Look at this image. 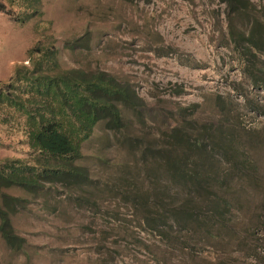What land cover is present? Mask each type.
<instances>
[{
    "label": "rangeland",
    "instance_id": "1",
    "mask_svg": "<svg viewBox=\"0 0 264 264\" xmlns=\"http://www.w3.org/2000/svg\"><path fill=\"white\" fill-rule=\"evenodd\" d=\"M2 1L11 12L9 19L0 11V60L6 67L16 58H26L23 63L30 66V48L54 46L62 68L104 70L132 82L153 116L159 110L184 108L189 120L208 117L215 122L222 119L223 111L214 108L209 97L214 96V102L218 96L226 108L229 104L228 125L235 128L243 153L252 157L264 177V149L250 146L264 138V91L253 87L243 74V60L229 38V9L222 0ZM250 1L255 5L253 15L264 22V0ZM248 26V19L234 22L235 29ZM86 32L88 36L76 41ZM158 118L141 133L133 121L127 134L138 136L149 129L152 139L159 138L156 126L164 117ZM95 135L84 144L82 160L89 174L99 180L98 189L87 192L95 207L78 199L79 190L68 194L60 183L36 198L18 189H4L27 197L29 203L26 211L12 217L24 245L13 250L0 236V264H211L223 255L240 264L242 247L228 239L209 240L194 233L192 224L185 229L171 219V237L165 238L147 227L129 203L99 191L105 181L117 178L118 171L86 156L121 161L117 148L123 135L101 126ZM29 151L18 119L0 122V159H30ZM162 176L159 179L165 186ZM169 190L171 200L183 202L182 193L175 187ZM249 192L246 198L256 213L262 200ZM242 209L233 207L230 218L235 224L249 221ZM261 243L264 239L253 243L258 248L251 262L256 264H264Z\"/></svg>",
    "mask_w": 264,
    "mask_h": 264
},
{
    "label": "trees",
    "instance_id": "2",
    "mask_svg": "<svg viewBox=\"0 0 264 264\" xmlns=\"http://www.w3.org/2000/svg\"><path fill=\"white\" fill-rule=\"evenodd\" d=\"M222 1L229 9V38L243 60V74L253 87L264 91V22L253 15L252 1ZM0 11L11 17L1 0ZM242 19H248V29H235L234 22ZM28 52L30 66L17 64L0 86V122L18 119L31 155L30 159H0V236L9 248L18 250L24 245L12 217L26 211L29 200L4 189H18L36 198L60 183L68 194L79 190L78 199L95 207L88 193L98 189L99 180L89 174L82 160L84 144L98 137L95 132L101 126L104 131L122 133L117 150L123 159L111 163L101 155L86 156L118 171L117 178L105 181L99 191L129 203L147 227L165 238L171 237L170 219L185 229L192 224L194 233L204 238H226L242 247L240 264H256L251 262L258 248L253 243L264 239V177L252 157L243 153L235 128L228 125L229 104L226 108L220 97L213 102L214 96L209 95L213 107L223 111L222 119L215 122L208 117L189 120L184 108L159 110L153 116L132 82L104 70L62 68L54 46L41 49L36 45ZM157 117L159 138L152 139L149 129L140 134ZM133 121L138 136L127 134ZM250 146L264 149V138ZM157 173L163 175L165 186ZM173 187L185 197L182 203L169 198ZM249 189L262 200L256 213L246 198ZM237 206L244 209L247 223L235 224L230 218ZM211 264L234 262L232 256L223 255Z\"/></svg>",
    "mask_w": 264,
    "mask_h": 264
},
{
    "label": "crops",
    "instance_id": "3",
    "mask_svg": "<svg viewBox=\"0 0 264 264\" xmlns=\"http://www.w3.org/2000/svg\"><path fill=\"white\" fill-rule=\"evenodd\" d=\"M2 13H4V12H2ZM8 18L10 19V16L9 15H8ZM0 36H1V33H0ZM25 60H26V58H22V59L21 58H16V59H13V60L10 61V64H9L8 67H6L5 66V63H3L0 60V82H6L8 80V78L12 75L13 69H14L15 65L21 64V63L25 62Z\"/></svg>",
    "mask_w": 264,
    "mask_h": 264
},
{
    "label": "clouds",
    "instance_id": "4",
    "mask_svg": "<svg viewBox=\"0 0 264 264\" xmlns=\"http://www.w3.org/2000/svg\"><path fill=\"white\" fill-rule=\"evenodd\" d=\"M25 63H27V61H25Z\"/></svg>",
    "mask_w": 264,
    "mask_h": 264
}]
</instances>
